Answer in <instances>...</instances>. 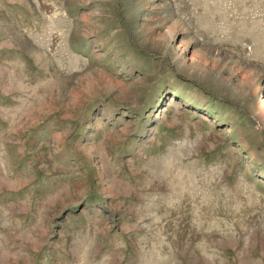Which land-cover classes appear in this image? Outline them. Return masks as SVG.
<instances>
[{
	"label": "rangeland",
	"instance_id": "rangeland-1",
	"mask_svg": "<svg viewBox=\"0 0 264 264\" xmlns=\"http://www.w3.org/2000/svg\"><path fill=\"white\" fill-rule=\"evenodd\" d=\"M0 264H264V0H0Z\"/></svg>",
	"mask_w": 264,
	"mask_h": 264
}]
</instances>
